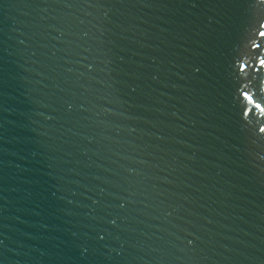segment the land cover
<instances>
[{"label": "water", "instance_id": "1", "mask_svg": "<svg viewBox=\"0 0 264 264\" xmlns=\"http://www.w3.org/2000/svg\"><path fill=\"white\" fill-rule=\"evenodd\" d=\"M0 264H264V0H0Z\"/></svg>", "mask_w": 264, "mask_h": 264}]
</instances>
